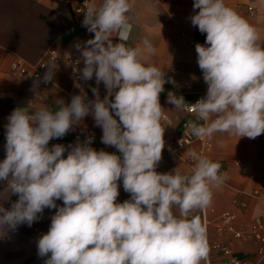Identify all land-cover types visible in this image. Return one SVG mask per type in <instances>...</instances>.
Returning a JSON list of instances; mask_svg holds the SVG:
<instances>
[{"label":"clouds","instance_id":"9594fccd","mask_svg":"<svg viewBox=\"0 0 264 264\" xmlns=\"http://www.w3.org/2000/svg\"><path fill=\"white\" fill-rule=\"evenodd\" d=\"M134 7V0H102L85 11L82 26L94 38L75 47L84 64L79 78L95 77L94 100L73 95L70 104L62 100L56 110L29 112L17 107L7 117L6 158L0 162V181L5 182L0 192V238L20 225L31 227L46 208L55 209L48 231L36 242L44 264L209 260L207 228L199 213L211 206L213 189L226 177L219 162L195 150L188 153L195 161L190 174L177 168L157 172L165 147L159 97L165 83L175 81L145 63V54L155 51L151 41L144 38L142 47L128 44ZM193 11L191 25L206 34L195 51L207 92L195 103L169 92L167 102L195 115L186 127L200 140L218 132L255 139L264 134L260 33L224 0H194ZM47 68L44 83L55 73L53 66ZM101 83L106 88L102 99ZM89 115L102 128V143L115 147L119 155L94 149L92 135L67 147H49L50 140L63 138ZM121 180L130 194L122 203L117 202ZM12 195L18 199L11 201Z\"/></svg>","mask_w":264,"mask_h":264},{"label":"crops","instance_id":"0c3cea01","mask_svg":"<svg viewBox=\"0 0 264 264\" xmlns=\"http://www.w3.org/2000/svg\"><path fill=\"white\" fill-rule=\"evenodd\" d=\"M84 2L88 7L92 3L98 5L102 0H0V162L6 158L7 117L15 108H27L29 112L42 107L56 110L62 100L70 104L72 96L80 94H86L88 100L95 99L91 91L97 87L95 77L87 82L76 80L69 65L70 58H78L83 63L75 45L94 38V33L82 26L85 14L77 10ZM193 3L194 0H134L135 7L130 13L133 30L128 44L142 47L144 38L151 41L155 51L145 54V63L165 71L166 79L175 81V84L165 83L159 97L164 109L161 122L165 126L164 140L167 143L182 133L184 122L196 119L195 115L176 110L167 102L169 92L182 95L188 103L201 92L198 77L201 70L195 45L205 41L198 37V28L193 27L189 19L195 14ZM224 3L254 25L260 33L261 43H264V0H224ZM113 42H119V38L113 37ZM49 51L55 52L58 61L48 59ZM42 59L46 61L43 77L48 71L47 66L55 68L48 84L43 82V77L35 79L30 75L11 73L10 66L15 60L37 65ZM98 87L102 99L106 88L103 83ZM89 130L97 136L96 150L112 153L114 147L102 143V128L95 125L91 115L83 118L81 124L63 138H54L50 142L72 141L76 134L83 136ZM201 149L202 155L221 164L220 171L226 177L221 186L213 189L211 206L199 213L202 220L207 221L210 245L207 264L219 259L217 251L212 248L213 243L231 248L252 264H264V257L258 252L264 248V242L235 238L232 233L219 231L214 225L224 212L233 215L234 228L242 232H247L256 219L264 221V134L250 139L218 132L205 138L204 143L196 140L176 152L162 153L156 170L168 173L177 168L181 174H190L195 161L188 153L193 150L199 153ZM119 184V197L129 199L130 194L124 191L122 180ZM4 187L5 182L0 181V192ZM254 189H258L259 197L248 194ZM17 199V195L10 197L11 201ZM56 203L63 205L62 200ZM4 207L10 208V203L4 202ZM55 211L46 208L42 218L31 227L20 225L14 232L0 238V264H44V259L37 255L36 242L48 231Z\"/></svg>","mask_w":264,"mask_h":264},{"label":"built area","instance_id":"2783aa9c","mask_svg":"<svg viewBox=\"0 0 264 264\" xmlns=\"http://www.w3.org/2000/svg\"><path fill=\"white\" fill-rule=\"evenodd\" d=\"M86 9H87V4L85 2L77 8L78 11L84 14H85ZM248 9L251 10L252 8L249 6ZM197 35L200 39L205 41L206 34H202L199 32V30H197ZM47 57L49 60L58 61L54 51H49ZM45 65H46L45 59L44 60L42 59V61H40L37 65H27L21 60H15L11 63L10 70H11V73L15 75H30L32 78L42 79L43 69ZM69 65H70L71 73L73 74L74 78L79 81H84L79 78V72H78V69H82L84 67V64L78 58H70ZM198 77L201 82V92H200V95L197 98H195L193 101H191L190 103H195L198 99L204 97L207 92L208 86L203 81V74L201 71L199 72ZM45 84H48V82ZM186 113L190 114L188 112ZM191 115H194V114H191ZM114 118H116L117 120L119 119L118 117H114ZM186 123L187 122H184L183 124L182 133L173 142H169V143L165 142V147L162 150V153L176 152L178 150H181L189 146L193 141H196V140L202 143L205 142V138L203 140H200L196 137H193L191 135L190 130L186 127ZM89 135L94 136L91 146L94 149H97L98 147L97 136L93 130H89L83 136L76 134L72 141L49 142V146H52L54 144H63L67 147V146L75 144L77 140L81 142L84 141L85 138L88 137ZM111 152L116 153V154L119 153L115 147L111 149ZM199 153L203 154V149H201ZM190 163H192V165L194 164V162L192 161H190ZM248 194L254 197L260 196L258 189H254ZM125 200H127V198H121L119 196L117 197V202L122 203ZM232 220H233V215L230 212H224L223 215H221L220 220L217 221L214 225L217 228V230L224 231V232H230L235 238L246 237L249 239L264 242V221H262L261 219H256L247 232H242L234 228L232 224ZM203 222L205 225L207 224V221L205 219H203ZM212 248L217 251L219 255V259L216 262H212V263L210 262L208 264H252L249 260L242 259L238 255H236L235 252L231 248L225 245H222L220 243H213ZM258 252L261 255V257H264V248H260Z\"/></svg>","mask_w":264,"mask_h":264}]
</instances>
